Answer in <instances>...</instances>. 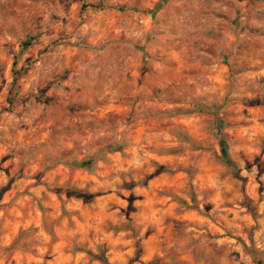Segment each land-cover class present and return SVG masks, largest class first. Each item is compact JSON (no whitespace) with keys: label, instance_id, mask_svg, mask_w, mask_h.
<instances>
[{"label":"rangeland","instance_id":"374dc122","mask_svg":"<svg viewBox=\"0 0 264 264\" xmlns=\"http://www.w3.org/2000/svg\"><path fill=\"white\" fill-rule=\"evenodd\" d=\"M82 1L89 7L82 10L80 0H0V209L22 200L36 203L44 215L41 202L51 200L49 193L60 204L61 218H69V203L81 202L89 210L96 198L113 191L104 181H115L124 207L107 202L102 219L77 227L64 249L67 256L54 264H102L83 250L97 253L98 245L108 264H160L165 258L141 260L145 236L132 218L140 210L135 202L142 200L134 190L146 188L153 178L145 186L132 183L151 174L147 166L155 171L159 165L143 161L147 147H168L160 152L194 153L188 168L166 167L174 173H163L187 174L180 194L189 204L174 193L163 195L178 204L176 214L194 215L189 225L173 222L187 238L190 255L214 261L210 255L215 254L217 264H264V248L255 240L264 216L259 180L264 171V0H149L151 6L138 1L133 6L134 0ZM29 37L34 40L21 53L20 44ZM14 70L20 76L9 95ZM206 106L219 107V117L228 123L229 153L244 181L218 161L219 146L209 132L214 119ZM173 131L185 134L193 146ZM115 142L122 149L105 153L93 172L59 163L113 149ZM133 150L138 163L121 169L117 164V173L103 174L114 163L110 155L128 158ZM58 167L68 171L62 183L42 180ZM205 174L212 179L210 189L203 186ZM25 179L35 182L9 193ZM36 184L46 190L39 197L29 191ZM65 189L96 195L84 202ZM6 194L9 201L1 204ZM244 197L254 203L255 218L243 205ZM215 213L225 216L222 235L241 244L239 251H215L206 226L199 233L202 219L215 220ZM26 217L20 216L22 221ZM68 224L76 229L74 222ZM32 233L30 227L27 234ZM128 241L131 254L118 257ZM14 243L13 250L36 253L35 241L23 249L20 240ZM12 244L0 246V252L13 251L6 250ZM48 260L54 262L52 256Z\"/></svg>","mask_w":264,"mask_h":264},{"label":"crops","instance_id":"0c3cea01","mask_svg":"<svg viewBox=\"0 0 264 264\" xmlns=\"http://www.w3.org/2000/svg\"><path fill=\"white\" fill-rule=\"evenodd\" d=\"M138 1L140 6H151L149 0H134V5ZM112 2V1H111ZM109 3V1H108ZM72 8H75V12L78 11V5L73 4ZM72 12V11H71ZM73 13V12H72ZM107 16V15H106ZM168 147H150L146 149L144 157H142L144 162L148 163H157L160 166L170 168L172 170L188 168L189 164H193L191 161V157L194 156V153L190 156L173 155V154H163L160 151H166ZM129 156L128 158H123V156L119 153H115L110 155L109 158L114 161L111 164L109 171V167L107 166L106 177H109L114 172V166L118 164L119 169L124 167V164L130 165L133 163H138L139 160L136 159V154ZM190 160V161H189ZM176 163V165H173ZM141 164V163H140ZM138 164V165H140ZM101 166V163L98 164ZM147 171L152 173L154 168L147 166ZM129 168V166H128ZM126 169V168H125ZM67 169L63 167H58L52 171L47 172L42 180H47V183H53L56 179H58L59 183L64 181V175L67 173ZM117 173V171L115 170ZM120 172V171H118ZM61 175V176H60ZM187 174L182 171H177L173 175L167 174H159L148 182L146 188H138L134 190V194L136 192L142 196L141 201L135 202V205L138 207L139 212L132 215L133 221L138 224L140 227V235L145 236L142 239L143 244V253L141 260L148 261L154 256L163 257L164 260L161 261L160 264H167V262H171V264H217L219 261V257L215 254L210 255V258H214L211 260H206L204 258H195L190 255L189 243L187 238L182 237L178 234L174 229L173 222L180 221L185 225H189L190 219L193 218V213L184 212L182 214H176V209L178 208V204L173 202L169 197L163 195L166 193H174L176 196L183 197L186 200L187 204H189L188 197L180 194V191L185 187V178ZM212 180V179H211ZM210 180V174L204 175L203 186L210 189L212 184ZM259 180L262 182V186L264 187V171L262 175L259 177ZM35 182L33 179H25L16 182V186L18 187L15 191L13 188L9 190V193L13 194L17 190H22L26 186L31 185ZM104 183H108L109 189L113 190L105 196H100L96 198V201L93 205H91V209H83L82 203L76 201V205H70L67 201L68 208L70 209L71 216L69 218L62 217L61 218V210L59 202L53 200V196L48 193V197L51 200L41 202L42 205L47 209L45 210L44 215L38 209L36 203L31 202L29 205L27 202L19 200L17 201V206H12L11 208L3 207L0 209V222H1V235H0V246L6 247L18 240H20L21 245L20 249L26 247V244L29 241L37 242L36 253L33 255L28 253L20 252V250H13L11 252H0V264H49L51 263L48 260L49 256H52L54 259V263L58 262V258L62 256H67L65 254L64 249L72 243L73 239L70 237H74L78 228H84L86 224L89 223V219L103 217V210L106 207L107 202L116 203L120 208L124 207L125 203L122 200H119L115 194L116 184L115 181L109 182L105 180ZM103 185V184H102ZM15 186V185H14ZM30 192L33 193L35 197H39L41 193L46 192L44 186L39 184L32 185L29 189ZM131 194V193H129ZM137 196V195H136ZM7 197V198H6ZM5 199L1 202V204H5L8 202L9 195L6 194ZM139 197V196H138ZM87 210V211H86ZM27 217L22 221L21 217ZM32 215V217H31ZM215 220L205 221L202 219V226L199 227L198 231L200 234L205 232L204 226H206L208 232L211 234L212 238L209 240L212 247H214L215 251L218 250H240L241 244H238L235 240L234 243L232 239H228L222 235V229L220 228V224L222 221L225 222V216L220 213H215ZM84 219V222H81V219ZM69 219V220H68ZM69 222H74L76 229H70L68 227ZM260 223V228L256 232L255 240L256 245L264 248V216L258 220ZM28 226L27 228H23ZM200 226V225H199ZM30 227H33L34 233L27 234V231ZM78 227V228H77ZM25 232V235L23 232ZM52 233H51V232ZM51 233V234H50ZM52 234L56 236V242H52ZM24 235V236H21ZM244 240V239H243ZM75 243H79L78 241ZM131 241L126 243H122L120 248V254L118 257H124L125 253L131 254L132 248H127ZM24 254V255H22ZM124 254V255H123ZM24 256L25 260L23 261ZM18 257L22 259L19 261ZM69 257V256H68ZM218 259V260H217Z\"/></svg>","mask_w":264,"mask_h":264},{"label":"trees","instance_id":"16d2710c","mask_svg":"<svg viewBox=\"0 0 264 264\" xmlns=\"http://www.w3.org/2000/svg\"><path fill=\"white\" fill-rule=\"evenodd\" d=\"M81 3V9L83 10L86 7H89V5H87L84 1L80 0ZM158 8L156 7L155 10H157ZM34 38L29 37L28 39L24 40L21 42L20 44V52H24L26 51L32 44ZM16 63L15 61L12 63V66L15 67ZM20 76L19 72H15V70L13 71V81H12V86L10 88V92L9 95H11L13 89H15L16 83H17V77ZM16 94V93H15ZM9 100V104L12 103L11 98H8ZM206 108V112L208 114H211L213 117V122L211 124V126L209 127V132L211 133V135L216 139L218 146H219V152L220 155L217 156L218 161L225 165L228 170L230 171V173L236 178V179H240L242 181H244V179L240 176L239 174V169L237 164L232 160L230 153H229V144L227 142V138L226 135L224 134V129L228 126V123L219 117L218 115V111H219V107H216L217 109H215V106H210V107H205ZM173 133L175 135L178 136V138H181L182 140L192 144L193 146V142L187 137L185 136V134L180 133V131H173ZM117 147L115 148H105V149H101L96 153H89L87 155L86 158H83L81 160H76V159H72V160H68V161H60L59 163L62 164H66L72 168H80V169H85L88 172H93L94 168H95V164L99 159H105L104 154L107 152H111V151H116V150H120L122 149V146L118 143H114ZM51 168L46 167V169ZM161 173H168V174H172L174 173V171L167 169L166 167L160 166V165H156L155 171L149 175H147L143 181H138L137 183H132V185H139V186H145L146 182L148 180H150L151 178H154L155 176L161 174ZM65 192L68 195H73L76 196L80 199H82V201L84 202H91L96 194H93L91 192H88L86 190H75L72 191L71 189H65ZM193 198V197H192ZM194 199V198H193ZM244 203L243 205L246 206L249 210V212L253 215V217L255 218L256 216V211H255V205L252 201H249L246 197H244ZM183 202V201H182ZM184 203V202H183ZM130 209H132V206L130 207ZM17 246V243L12 244L11 246L7 247L6 250H13L15 249ZM98 252L97 253H93L90 250H85V252L87 253V255L89 256V258L91 260H95V261H99L102 264H108L105 256H104V249L102 246L98 245Z\"/></svg>","mask_w":264,"mask_h":264}]
</instances>
